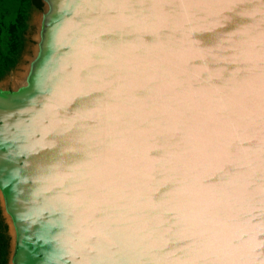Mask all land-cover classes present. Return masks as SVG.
<instances>
[{"label":"water","instance_id":"95a60500","mask_svg":"<svg viewBox=\"0 0 264 264\" xmlns=\"http://www.w3.org/2000/svg\"><path fill=\"white\" fill-rule=\"evenodd\" d=\"M0 72L4 264H264V0H29Z\"/></svg>","mask_w":264,"mask_h":264},{"label":"flooded vegetation","instance_id":"af4514ba","mask_svg":"<svg viewBox=\"0 0 264 264\" xmlns=\"http://www.w3.org/2000/svg\"><path fill=\"white\" fill-rule=\"evenodd\" d=\"M29 7V0H0V72L18 56ZM1 232L0 223V264H4L5 239Z\"/></svg>","mask_w":264,"mask_h":264},{"label":"trees","instance_id":"16d2710c","mask_svg":"<svg viewBox=\"0 0 264 264\" xmlns=\"http://www.w3.org/2000/svg\"><path fill=\"white\" fill-rule=\"evenodd\" d=\"M15 59V58H14ZM0 223H1V221H0ZM2 233V232H1ZM2 235H3V233H2ZM4 237V236H3Z\"/></svg>","mask_w":264,"mask_h":264}]
</instances>
